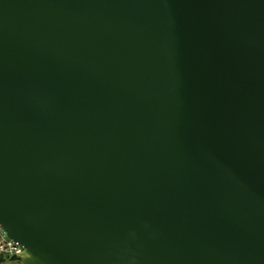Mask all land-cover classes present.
Returning a JSON list of instances; mask_svg holds the SVG:
<instances>
[{
  "label": "water",
  "instance_id": "1",
  "mask_svg": "<svg viewBox=\"0 0 264 264\" xmlns=\"http://www.w3.org/2000/svg\"><path fill=\"white\" fill-rule=\"evenodd\" d=\"M0 225L23 264H264V0H0Z\"/></svg>",
  "mask_w": 264,
  "mask_h": 264
},
{
  "label": "built area",
  "instance_id": "2",
  "mask_svg": "<svg viewBox=\"0 0 264 264\" xmlns=\"http://www.w3.org/2000/svg\"><path fill=\"white\" fill-rule=\"evenodd\" d=\"M25 251L24 246L10 238L4 228L0 225V260L7 261L16 258L21 259Z\"/></svg>",
  "mask_w": 264,
  "mask_h": 264
},
{
  "label": "rangeland",
  "instance_id": "3",
  "mask_svg": "<svg viewBox=\"0 0 264 264\" xmlns=\"http://www.w3.org/2000/svg\"><path fill=\"white\" fill-rule=\"evenodd\" d=\"M0 264H23V263H22L21 259L16 258L13 260L2 261V262H0Z\"/></svg>",
  "mask_w": 264,
  "mask_h": 264
},
{
  "label": "trees",
  "instance_id": "4",
  "mask_svg": "<svg viewBox=\"0 0 264 264\" xmlns=\"http://www.w3.org/2000/svg\"><path fill=\"white\" fill-rule=\"evenodd\" d=\"M0 262H2V260H0Z\"/></svg>",
  "mask_w": 264,
  "mask_h": 264
}]
</instances>
